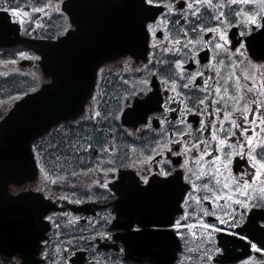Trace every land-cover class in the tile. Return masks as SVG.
Wrapping results in <instances>:
<instances>
[{"label":"snow or ice","instance_id":"snow-or-ice-1","mask_svg":"<svg viewBox=\"0 0 264 264\" xmlns=\"http://www.w3.org/2000/svg\"><path fill=\"white\" fill-rule=\"evenodd\" d=\"M132 7L122 73L96 60L78 118L24 142L39 179L0 190L34 210L15 240L0 224V264H264V0ZM53 16L60 48L81 31L64 0H0V40H51ZM132 197L156 211L122 212Z\"/></svg>","mask_w":264,"mask_h":264},{"label":"water","instance_id":"water-1","mask_svg":"<svg viewBox=\"0 0 264 264\" xmlns=\"http://www.w3.org/2000/svg\"><path fill=\"white\" fill-rule=\"evenodd\" d=\"M88 5L78 44L71 39L54 48V43H49L41 51L43 69L53 83L24 97L0 122V189L18 173L34 174L33 161L26 160L23 153L24 142L30 144L60 118L71 116L66 115L68 112L81 108L86 94L80 89L91 74L92 64L115 58L134 27L137 14L132 0H89ZM120 11L128 16L122 17ZM70 43L73 50H69ZM20 204L7 199L0 190V224L6 226L9 240H15L21 231ZM0 251H11V244L0 247Z\"/></svg>","mask_w":264,"mask_h":264},{"label":"flooded vegetation","instance_id":"flooded-vegetation-1","mask_svg":"<svg viewBox=\"0 0 264 264\" xmlns=\"http://www.w3.org/2000/svg\"><path fill=\"white\" fill-rule=\"evenodd\" d=\"M66 0H64L65 2ZM61 21L53 16L51 21H46L45 27L49 30V34H53V38L51 40L42 39L41 36L43 35V31L38 29L36 38L32 40H36L37 44H32L31 42L21 41L17 42L14 46L6 47L4 45H7L10 41L13 39H16L17 33L15 32H9L7 36L6 41L0 40V90L4 89V85H6V76L9 74H35L39 73L42 74L39 60L34 59L35 56H39V52L41 47L39 46L40 42H46V41H53L55 40L54 34L59 31V24ZM19 34V33H18ZM20 36L24 37L22 34H19ZM26 38V37H24ZM24 52L25 55L23 57L19 56V52ZM15 61V63H12V61ZM7 61L8 63H5ZM119 59L115 61H110L107 63H104L101 67H111L114 73H122V69L115 67V65L118 63ZM25 65V66H23ZM7 73V75H4ZM105 75H108L107 72ZM115 78V77H110ZM34 182H26L24 184H21L19 188L21 187H27L30 185H33ZM14 188H11V190ZM139 209H144L145 214H150L154 211H156V198L150 197V198H136L132 197L128 201L125 202V204L121 207V211L124 213H138ZM90 212H82L80 213L81 216H87L90 215ZM242 251H248L247 249H242ZM179 256V252L176 254ZM192 264H196L195 258L193 259Z\"/></svg>","mask_w":264,"mask_h":264},{"label":"rangeland","instance_id":"rangeland-1","mask_svg":"<svg viewBox=\"0 0 264 264\" xmlns=\"http://www.w3.org/2000/svg\"><path fill=\"white\" fill-rule=\"evenodd\" d=\"M36 80L39 82V83H42L43 81H45V79H43V77L39 74H36L34 75ZM29 85H25V84H22L21 87H20V90L22 89H25V88H28ZM9 87V85L7 86V88ZM14 100V96H13V92L12 93H9L8 96L6 98H3L0 100V103L1 104H7V106L9 107V104L12 103V101Z\"/></svg>","mask_w":264,"mask_h":264}]
</instances>
